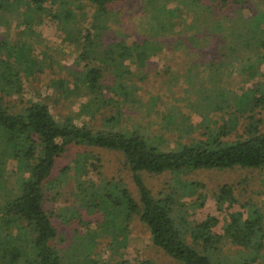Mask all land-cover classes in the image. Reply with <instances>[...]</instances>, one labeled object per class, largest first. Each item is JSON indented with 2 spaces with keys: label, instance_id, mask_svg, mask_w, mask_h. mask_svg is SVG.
Instances as JSON below:
<instances>
[{
  "label": "trees",
  "instance_id": "1",
  "mask_svg": "<svg viewBox=\"0 0 264 264\" xmlns=\"http://www.w3.org/2000/svg\"><path fill=\"white\" fill-rule=\"evenodd\" d=\"M116 1L24 0V10L16 8L15 11H18L23 26L29 22L40 25L47 17L54 20L67 37L78 45L99 48L107 29L105 20L110 17L108 7ZM150 1L153 0H147L148 3ZM81 2L99 10L94 11L93 22L89 23L91 26L92 23L96 24V29L91 27L93 30L87 29L84 34L74 28L85 17V11L76 8V4ZM46 3L50 4V10H46ZM153 9L156 14H153ZM164 12L165 7L157 2L155 7L146 8L144 14L149 16L148 30L142 35L138 46L126 45L122 39L115 40L103 49L102 57L111 59L113 56L120 62L128 60L138 69L144 67L149 57L167 45L164 37H161L162 33L174 34L172 27L164 21ZM209 15L211 23L205 31L176 37L172 44L183 47L187 54L198 55L200 52L194 50L195 45L199 48H203V43L210 46L214 41L209 39L217 38L219 44L215 50L218 58L208 65V84L197 81V73H190L187 89L196 95L193 98L195 101L191 102L195 107L206 106L212 113L222 112V121L214 119L213 114L206 116L202 108L194 110L203 116L200 123L195 125L202 138L179 142L178 148L159 149L148 141L144 132L135 127L130 130L93 132L69 120L60 122L44 99L29 100L25 107L13 109L7 105L6 97L18 93L21 72L30 75L33 70H38L39 58L31 52L21 56L14 44L0 41V128L4 130L2 155L6 156V160L7 153L12 152L18 160L22 176L20 194L13 197L11 191L12 197L3 206L4 221L8 222L10 228L0 233L5 237V245L0 242V264H77L69 255L60 254L52 243L58 231L43 204V185L52 174L56 158L71 143L117 150L123 154L138 192L135 199L128 188L123 187L113 201L117 207L115 209L120 210L126 222L123 229L133 218L139 220L148 230L151 244L169 259L178 264H236L224 260L222 253L224 246L240 229L239 252L245 256L240 264H264V199H260L259 203L250 199L241 201L233 184H222L217 191L220 203H226L228 207L238 203L242 208L249 209L250 213L244 217L243 211H231L222 232L197 235L195 231L185 232L182 229V206H178L176 199L177 188L170 186V191L165 189L154 195L142 177L143 173L177 175L199 169H264V8L259 6L248 13L236 14L235 19L242 22L234 20L230 24L212 13ZM3 51L4 56L1 55ZM101 62L82 72L86 73L85 78L82 77L84 84L78 83L79 78L72 89L65 85L63 79L53 80L52 83L62 94L84 85L86 93L89 91V101L105 98L107 89L106 93L116 95L108 97L110 100L117 97L115 100L120 101V96H123L121 100L126 102L131 94V86L125 82L131 73L130 67L119 62L110 65L108 60ZM108 66H113L116 74L112 85L106 87L101 80ZM227 73L230 77L228 80L224 77ZM186 186L198 188L202 184L192 182ZM258 193L264 194V189ZM198 197L201 198V193ZM14 226L19 230L17 234L11 231ZM8 233L12 236H8ZM86 262L99 264L93 259ZM137 263L153 264L136 257L123 258L118 264Z\"/></svg>",
  "mask_w": 264,
  "mask_h": 264
},
{
  "label": "rangeland",
  "instance_id": "2",
  "mask_svg": "<svg viewBox=\"0 0 264 264\" xmlns=\"http://www.w3.org/2000/svg\"><path fill=\"white\" fill-rule=\"evenodd\" d=\"M23 1L0 0V41L14 44L21 56L30 52L37 54L38 70H33L30 75L21 72L18 93L6 97L7 105L21 109L29 100L44 99L60 122L69 120L93 132L135 127L159 149L178 148L179 142L202 138L195 125L203 116L194 110L202 108L206 116L213 114L214 119L222 121V112L212 113L206 106L195 107L191 102L196 95L187 89V77L191 74L197 73V81L208 84V65L218 58L215 50L219 44L217 38L209 39L214 41L210 46L206 43L202 44L203 48L195 45L194 50L200 52L198 55L187 54L183 47L172 44L173 39L205 31L211 23L209 13L230 24L234 20L242 22L235 19L240 13H248L259 6L264 8V0H153L149 3L147 0H118L108 7L110 17L105 20L107 29L100 41L101 46L92 48L70 40L58 24L47 17L40 25L24 22L23 26L18 11H15L16 8L24 10ZM156 2L165 7L164 21L174 30L173 36L167 33L161 35L168 46L163 45L139 69L128 60L120 62L113 56L111 59L107 56L103 58V49L115 40L122 39L126 45L138 46L148 30L149 16L144 11L155 7ZM45 6L46 10H50L49 3ZM76 8L85 11V17L74 27L75 31L81 30L84 34L91 27L96 29V24L91 26L89 23L93 22L94 11L99 10L84 2L76 4ZM152 12L156 14L154 9ZM105 60L110 65L119 62L130 67L131 73L125 82L131 86V94L126 102L121 100L123 96H120V101L115 100L117 97L110 100L108 97L116 95L106 93L107 89L105 98L89 101V91L86 93L84 85L62 94L52 83L53 80L63 79L65 85L72 89L79 78L78 83L84 84L82 81L86 73L82 72ZM115 74L113 66H108L102 84L111 86ZM224 77L230 79L228 73ZM3 138L4 130L0 128V233L10 228L4 221L3 206L12 197L11 191L13 197L20 194L22 178L18 160L12 152L7 153L6 160V156L2 155ZM22 175L26 177V174ZM142 177L154 195L165 189L170 191V186L177 188L176 199L178 206H182V229L185 232L195 231L197 235L222 232L231 211H243L244 217L250 213L238 203L232 207L220 203L217 191L222 184H233L241 201L250 199L259 203L260 199H264V194L258 193L264 189V169H199L177 175L143 173ZM192 182L202 186H186ZM107 183L110 185L107 186ZM123 187H127L135 199L138 198L137 188L120 151L88 144L71 143L65 146V151L56 158L51 176L43 185V204L58 231L52 243L60 254L69 255L77 264H90L86 262L88 259L99 264H118L123 258L134 257L153 264H178L151 244L149 232L139 220L133 218L123 229L126 222L113 204ZM11 231L13 234L19 232L15 226ZM241 235V230L237 229L224 246V260L236 264L243 262L245 256L239 252ZM8 236L12 234L8 233ZM4 238L1 234L3 245Z\"/></svg>",
  "mask_w": 264,
  "mask_h": 264
}]
</instances>
